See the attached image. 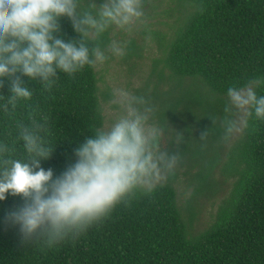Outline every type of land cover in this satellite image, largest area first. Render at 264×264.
I'll list each match as a JSON object with an SVG mask.
<instances>
[{
    "label": "trees",
    "instance_id": "obj_1",
    "mask_svg": "<svg viewBox=\"0 0 264 264\" xmlns=\"http://www.w3.org/2000/svg\"><path fill=\"white\" fill-rule=\"evenodd\" d=\"M180 5V19L160 43L159 63L176 87L185 85V111L193 114V104L205 114L208 127L202 124L201 134L208 130L218 139L228 87L264 75V0H180ZM60 25L58 35L79 38L67 18ZM103 41L109 42L108 33ZM58 75L47 91L18 73L33 97L12 112L0 111V141L16 157L25 155L18 125L32 118L46 123L54 151L41 166L51 168L54 178L75 162V148L104 123L96 67L72 77ZM10 88L8 78L0 81V95H10ZM257 94L264 95V88ZM247 119L233 168L238 178L209 228L193 233L192 205L180 206L172 175L150 195L119 204L76 239L52 247L39 239L24 245L19 227L6 221L24 200L9 194L0 201V264H264V120ZM201 134L193 140L201 141ZM198 177L204 184L207 174Z\"/></svg>",
    "mask_w": 264,
    "mask_h": 264
},
{
    "label": "clouds",
    "instance_id": "obj_2",
    "mask_svg": "<svg viewBox=\"0 0 264 264\" xmlns=\"http://www.w3.org/2000/svg\"><path fill=\"white\" fill-rule=\"evenodd\" d=\"M145 0H0V81H11L10 95H0V111H14L33 97L17 74L50 91L58 73L75 76L111 57H123L117 41L104 43L113 28L130 32L145 17ZM67 18L79 37L65 39L60 21ZM264 75L227 89L228 101L221 118L222 139L227 142L247 127L248 119L264 120ZM112 104L122 114L107 128H95L74 150L75 162L54 178L41 166L54 147L47 140L46 123L32 118L18 125V140L25 155L16 157L0 141V201L10 194L24 204L6 215L18 226L21 243L37 239L49 247L76 239L110 216L121 203L153 193L161 181L175 172L179 151L162 148L165 128L153 119L154 108L142 95L126 89L113 93ZM243 113L239 119L230 114ZM215 123V119H212ZM210 131L201 134L206 141ZM184 142L177 133L174 145Z\"/></svg>",
    "mask_w": 264,
    "mask_h": 264
},
{
    "label": "rangeland",
    "instance_id": "obj_3",
    "mask_svg": "<svg viewBox=\"0 0 264 264\" xmlns=\"http://www.w3.org/2000/svg\"><path fill=\"white\" fill-rule=\"evenodd\" d=\"M96 2L100 4L103 0ZM144 11L143 22L137 23L130 32L116 28L108 32V40L124 46L125 55L111 57L104 64L96 66L103 127H109L122 114V109L111 103L115 90L126 89L149 101L154 108L153 119L165 128L162 148L181 153L182 158L172 174L175 177L174 186L180 206L186 208L192 205L193 233H197L215 222L218 212L230 199L238 178L233 168L237 164V146L242 131L227 142L222 139L223 134L213 139L211 131L206 141L193 140L201 134L202 124L208 127L206 122L203 123L205 114L193 104H189L193 114L185 111L187 100L183 99L181 91L186 88L185 85L176 87V83L170 80L168 70L159 63L160 43L172 34L173 26L182 15L180 0H145ZM230 115L239 119L243 113L233 110ZM188 128L192 131L191 135ZM177 133L184 137L179 148L173 143ZM190 136L192 140H189ZM185 146L186 150L183 149ZM195 148L200 150L198 157L194 156ZM200 172L207 174L204 184L198 177Z\"/></svg>",
    "mask_w": 264,
    "mask_h": 264
}]
</instances>
